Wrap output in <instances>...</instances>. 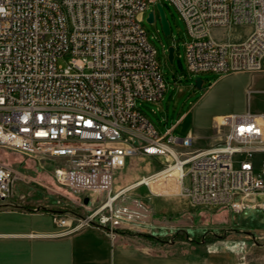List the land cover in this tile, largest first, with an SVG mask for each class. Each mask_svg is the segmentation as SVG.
<instances>
[{
  "label": "built area",
  "instance_id": "obj_1",
  "mask_svg": "<svg viewBox=\"0 0 264 264\" xmlns=\"http://www.w3.org/2000/svg\"><path fill=\"white\" fill-rule=\"evenodd\" d=\"M165 1L185 24L189 75L264 73V0ZM158 4L164 8L162 0H0V148L56 163L58 188L83 197L56 192L53 238L97 228L115 239L130 228L124 223L139 213L115 208L126 193L115 182L139 156L159 169L133 189L181 196L193 208L264 212V113L217 117L219 143L193 150L192 134L175 137L173 126L160 135L138 108V101L160 103L168 90L142 25ZM232 25L253 31L241 42L213 37V29ZM32 182L0 160V203L12 199L16 184ZM94 195L107 199L92 210ZM72 203L90 213L64 210Z\"/></svg>",
  "mask_w": 264,
  "mask_h": 264
},
{
  "label": "rangeland",
  "instance_id": "obj_2",
  "mask_svg": "<svg viewBox=\"0 0 264 264\" xmlns=\"http://www.w3.org/2000/svg\"><path fill=\"white\" fill-rule=\"evenodd\" d=\"M162 3L171 26V35L167 37L164 34L159 13L155 11L154 7H151L147 12L142 25L150 42L158 52V59L168 83V90L160 103L138 101V108L160 135L166 134L169 129L175 126L173 131L175 137L185 138L189 133L196 136L193 150L197 147H209L213 143L216 145L219 143L216 142V139L220 140V136L214 130L215 116L232 107L230 99L225 95L226 84L225 82H215L217 75L214 74L196 76L188 74L183 59V44L186 40L185 24L174 7L165 0H162ZM153 11H155L156 19L154 23H149L147 17ZM235 28L233 25L226 28H215L212 35L219 41H231L233 39L230 34L235 32ZM170 47H175L173 64L168 59ZM59 62L66 64L64 60ZM197 78L202 79L204 88L196 87ZM179 120L180 122L177 124ZM0 160L17 168L34 181L29 184L18 183L13 189L12 199L22 202L25 206L33 204L39 207L42 206V203L47 204L53 201L59 207L57 191L80 202L83 198L58 188L52 176L56 163L52 161H38L3 148H0ZM158 169L159 165L145 156L131 159L126 168L118 172L115 191L119 192L133 186L143 177L154 174ZM46 196L50 197L49 201L45 200ZM106 199V195H94L89 203L90 208L94 210ZM94 200H97L98 204L93 203ZM165 200L171 201L173 209H168L164 204L168 201ZM138 201L142 203L143 209L138 207ZM154 201H160L163 204L156 205ZM64 208V210L70 209L79 212L82 217L90 213L84 207L73 205V203L64 205ZM115 208H127L139 213L132 219L130 228L124 230L137 234H148L153 239L156 237L157 240L169 243L176 242L178 249L189 248L195 255L209 256L211 264H231L233 261L244 263L248 256L254 258L253 261L257 264H264V214L260 211L245 210L237 213L226 207L193 208L184 197L151 195L146 187L127 191L117 200ZM9 209L13 208L8 206L2 208V210ZM223 214L231 217L251 215L254 219L247 226L233 221L225 223ZM186 216H193V227L188 228L187 231L179 225ZM164 217L170 218L174 225H177L175 229L172 228L168 231L163 228L166 227L163 225L167 223L162 220ZM139 225L142 227H138ZM238 250L241 251L239 257L235 255ZM254 250L255 253H253Z\"/></svg>",
  "mask_w": 264,
  "mask_h": 264
},
{
  "label": "crops",
  "instance_id": "obj_3",
  "mask_svg": "<svg viewBox=\"0 0 264 264\" xmlns=\"http://www.w3.org/2000/svg\"><path fill=\"white\" fill-rule=\"evenodd\" d=\"M235 27V32L230 34L233 39L231 42H241L253 31L251 26ZM215 82H225V95L232 103L230 110L215 116V119L226 114L264 113V73L222 75L217 76ZM193 136L196 139V136ZM218 139L216 142H219ZM213 145L215 144L209 147H197L195 150L208 149ZM148 159L158 164L157 161ZM152 186L156 189V183ZM131 189L133 186H129L127 190ZM45 200L49 201L50 197L46 196ZM165 201L168 202L164 204L171 209V201ZM54 203L53 201L42 203L39 207L33 204L25 206L15 199L0 203V206H16L14 209L0 211V264H211L209 256L195 255L189 248L178 249L176 242L157 240L154 236L156 240L148 239L143 236L148 234L132 233L124 230L125 228L117 231L115 239L97 228H84L67 237L53 238L50 234L56 230V227L52 214L61 211ZM154 204L163 203L154 201ZM35 208L41 210L35 212ZM230 217L223 214V222L233 221L247 226L254 219L251 215ZM162 220L167 222L163 225L166 227L163 228L168 231L177 226L168 217ZM192 224L193 216H186L179 225L187 231L188 228L193 227ZM124 226L131 225L125 222ZM240 253L241 251L238 250L235 255L239 257ZM253 260L254 258L248 256L244 263L233 261L231 264H257Z\"/></svg>",
  "mask_w": 264,
  "mask_h": 264
},
{
  "label": "water",
  "instance_id": "obj_4",
  "mask_svg": "<svg viewBox=\"0 0 264 264\" xmlns=\"http://www.w3.org/2000/svg\"><path fill=\"white\" fill-rule=\"evenodd\" d=\"M157 11L159 13V16H160V20H161V25H162V30L164 32V34L168 37L170 36L171 34V26L167 20V16H166V13H165V10L164 8L158 4L157 5ZM148 22L149 23H153L154 22V14L151 12L149 14V17H148ZM168 59L170 61L171 64L174 63V59H175V48L174 47H170L168 49ZM203 81L201 78H197L196 79V87L198 89H202L203 88ZM89 202V199H85V203L87 204Z\"/></svg>",
  "mask_w": 264,
  "mask_h": 264
},
{
  "label": "trees",
  "instance_id": "obj_5",
  "mask_svg": "<svg viewBox=\"0 0 264 264\" xmlns=\"http://www.w3.org/2000/svg\"><path fill=\"white\" fill-rule=\"evenodd\" d=\"M202 86H203V88H204V83H203V85H202ZM143 236H144L145 238H148V239L150 238V239H152V237H151V236H149V235H143ZM161 241H162V240H161Z\"/></svg>",
  "mask_w": 264,
  "mask_h": 264
},
{
  "label": "bare ground",
  "instance_id": "obj_6",
  "mask_svg": "<svg viewBox=\"0 0 264 264\" xmlns=\"http://www.w3.org/2000/svg\"><path fill=\"white\" fill-rule=\"evenodd\" d=\"M133 186H134V185H133ZM127 189H128V187H127V188H125V190H124V191H125V192H127V191H128Z\"/></svg>",
  "mask_w": 264,
  "mask_h": 264
}]
</instances>
